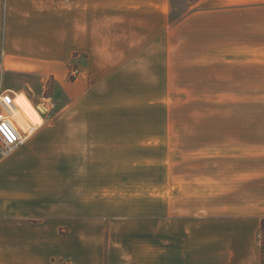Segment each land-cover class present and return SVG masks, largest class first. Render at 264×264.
<instances>
[{"label":"crops","instance_id":"crops-1","mask_svg":"<svg viewBox=\"0 0 264 264\" xmlns=\"http://www.w3.org/2000/svg\"><path fill=\"white\" fill-rule=\"evenodd\" d=\"M174 7V0H0L1 47L20 70L63 82L75 53L112 64L172 56L171 41L173 55L214 65L178 88V103L209 108L177 115L178 171L160 184L159 224L116 226L110 233H127L124 242L87 241L90 225L73 228L72 162L56 161V131L42 127L27 97L42 120L0 156V264H264V130L249 113L228 114V105L264 99V0H194L172 22ZM67 221L69 234H60Z\"/></svg>","mask_w":264,"mask_h":264},{"label":"rangeland","instance_id":"rangeland-1","mask_svg":"<svg viewBox=\"0 0 264 264\" xmlns=\"http://www.w3.org/2000/svg\"><path fill=\"white\" fill-rule=\"evenodd\" d=\"M190 1L194 0H174L172 22L187 13ZM176 44L170 42L172 56L111 58L112 64L75 53L63 67L60 82L52 72L20 70L0 42V91L24 92L44 117L42 127L56 131V161L72 162L70 223L74 229L90 225L82 234L87 241L104 236V241L124 242L127 233L111 235L116 226L123 231L124 226L143 223L140 220L159 224L160 184L175 180L178 171L177 115L209 108L182 99L178 103V88L190 78L200 81L202 73L214 67L201 65L212 58L173 55ZM244 113L250 114L255 128L264 130V99L249 106L228 105V114ZM180 138L188 143V137ZM68 222L59 227L60 234H69ZM71 239L81 237L73 233Z\"/></svg>","mask_w":264,"mask_h":264},{"label":"built area","instance_id":"built-area-1","mask_svg":"<svg viewBox=\"0 0 264 264\" xmlns=\"http://www.w3.org/2000/svg\"><path fill=\"white\" fill-rule=\"evenodd\" d=\"M18 93L16 91H0V155L2 156L14 152L29 139L32 133V130L22 129L14 118V110L18 107L16 102Z\"/></svg>","mask_w":264,"mask_h":264},{"label":"bare ground","instance_id":"bare-ground-1","mask_svg":"<svg viewBox=\"0 0 264 264\" xmlns=\"http://www.w3.org/2000/svg\"><path fill=\"white\" fill-rule=\"evenodd\" d=\"M16 102L18 107L14 110V118L25 131L41 122L38 110L33 106L24 93L17 96Z\"/></svg>","mask_w":264,"mask_h":264}]
</instances>
